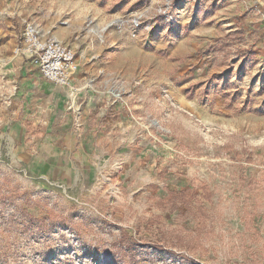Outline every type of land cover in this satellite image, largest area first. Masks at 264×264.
<instances>
[{
    "label": "rangeland",
    "instance_id": "374dc122",
    "mask_svg": "<svg viewBox=\"0 0 264 264\" xmlns=\"http://www.w3.org/2000/svg\"><path fill=\"white\" fill-rule=\"evenodd\" d=\"M232 2L0 0V39L12 41L0 71L28 23L9 19V31L8 11L69 12L96 47L114 33L143 42L137 95H109L130 104L147 94L150 105L134 108L133 125L111 138L93 137L76 113L70 126L41 119L28 133L24 125L21 150L0 145V264H264V56L226 73L237 42L226 48L222 26L211 27ZM195 20L211 42L192 34ZM48 84L49 103H62ZM183 93L196 107L176 99Z\"/></svg>",
    "mask_w": 264,
    "mask_h": 264
},
{
    "label": "crops",
    "instance_id": "0c3cea01",
    "mask_svg": "<svg viewBox=\"0 0 264 264\" xmlns=\"http://www.w3.org/2000/svg\"><path fill=\"white\" fill-rule=\"evenodd\" d=\"M196 11H200L199 7ZM223 11L225 13H221V16L225 15L224 18L215 20L211 31L214 32L220 24L222 26L220 37L223 38L224 46L228 45L226 48H230V44L237 42L235 55L232 54L227 57L230 64L226 73L233 75L230 68H234L237 61L249 62L250 66H256V60L264 56V39L261 42L246 43L248 38L255 33L264 37V0H236V2L225 7ZM5 15L8 16L5 21L9 22V31L10 28H13V31L16 28L9 19L18 23L15 18L19 17L22 24L25 22L34 23L43 34L51 35L62 44L74 49L78 65L66 89L53 87L54 90L62 92L63 102L49 103L54 96L53 89L41 77L31 60L28 58L36 68L34 71L26 67L22 68V58L18 56L14 55V58L6 59L8 64H5L0 71L3 87V99L0 103V124L4 125L0 131V145L4 144L6 149L14 150L18 147V150H21L23 148L20 145L26 140L22 136L24 125L32 124L28 133L33 131L32 128H36L35 125L39 124L41 119L45 122L57 120L70 126L76 113L75 119L81 118L82 124L93 128L92 132H89L93 134V137L98 139L111 138L113 133L123 131V129L133 125L134 108L136 112L142 113L144 107L150 106L149 103H144V100L145 102L147 100V94H142L138 98L141 103H132L131 100L130 104L126 101L121 104L115 103L109 95L111 89L128 94L130 99L137 95L138 90H140L138 84L143 81L144 71L142 70L141 74L139 73L140 70L136 72L138 64L135 65L134 63L135 57L149 55V52L144 50L143 42L141 46L134 42H121L119 35L114 33L110 35L104 46L96 47L92 45V39H89V35L84 34V27L80 18L71 19L69 12L61 14L46 8L33 11L14 9ZM61 21L63 22L61 23ZM200 23L202 22L200 21ZM193 25L195 29H193L192 34L198 36L205 43L213 40V32L205 31L206 33H204L203 29H199L200 25L197 21ZM209 25L211 23L208 22L206 30H210ZM9 34L11 33L9 32ZM5 41L6 39L3 41L0 39V60L9 57L8 53L11 51L8 44H11L12 41H6V45H3ZM226 48L224 47V51L228 53ZM111 50L113 51L110 52ZM202 59L199 56L191 62L197 66L198 63L203 62ZM134 66H136L135 69ZM139 75H141L140 78ZM37 78L43 82L37 81L36 83ZM181 88L183 86H180L177 91H180ZM184 95L185 93L175 97L181 103H187L191 109L196 107V101L187 100ZM38 98L44 99L46 103H38ZM8 124L11 126H7ZM30 141L32 140L30 139ZM50 147L48 146V148ZM19 157L21 161L27 160L25 154H20Z\"/></svg>",
    "mask_w": 264,
    "mask_h": 264
},
{
    "label": "built area",
    "instance_id": "2783aa9c",
    "mask_svg": "<svg viewBox=\"0 0 264 264\" xmlns=\"http://www.w3.org/2000/svg\"><path fill=\"white\" fill-rule=\"evenodd\" d=\"M13 54L25 56L38 69L41 77L56 87L65 88L76 72V52L48 34H43L34 23L23 27L19 45Z\"/></svg>",
    "mask_w": 264,
    "mask_h": 264
},
{
    "label": "trees",
    "instance_id": "16d2710c",
    "mask_svg": "<svg viewBox=\"0 0 264 264\" xmlns=\"http://www.w3.org/2000/svg\"><path fill=\"white\" fill-rule=\"evenodd\" d=\"M216 51H217V50H215V49L212 50L213 53H215ZM182 194H183V193L181 192V193L178 194V195H182ZM122 238L125 239V237L122 236V234H121V236H120V240H123Z\"/></svg>",
    "mask_w": 264,
    "mask_h": 264
},
{
    "label": "bare ground",
    "instance_id": "6f19581e",
    "mask_svg": "<svg viewBox=\"0 0 264 264\" xmlns=\"http://www.w3.org/2000/svg\"><path fill=\"white\" fill-rule=\"evenodd\" d=\"M100 32H102V29L98 33H100ZM100 38H101V36H100Z\"/></svg>",
    "mask_w": 264,
    "mask_h": 264
}]
</instances>
